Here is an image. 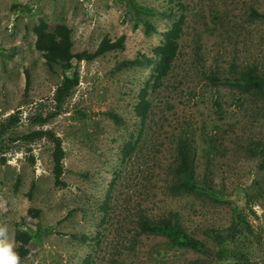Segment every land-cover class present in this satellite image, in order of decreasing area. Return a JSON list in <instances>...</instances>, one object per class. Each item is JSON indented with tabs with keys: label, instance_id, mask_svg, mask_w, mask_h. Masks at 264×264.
<instances>
[{
	"label": "rangeland",
	"instance_id": "374dc122",
	"mask_svg": "<svg viewBox=\"0 0 264 264\" xmlns=\"http://www.w3.org/2000/svg\"><path fill=\"white\" fill-rule=\"evenodd\" d=\"M181 14L177 55L149 92L139 135L146 57L156 59ZM39 22L66 24L72 52L93 51L104 35L125 34L124 47L49 66L34 47ZM249 67L264 75V0H0V226L14 246L16 227L31 233L20 264H264V100L237 81ZM73 71L59 102L56 87ZM51 135L64 152L62 184ZM182 135L213 193L172 190ZM143 217L177 219L205 250L143 232Z\"/></svg>",
	"mask_w": 264,
	"mask_h": 264
},
{
	"label": "trees",
	"instance_id": "16d2710c",
	"mask_svg": "<svg viewBox=\"0 0 264 264\" xmlns=\"http://www.w3.org/2000/svg\"><path fill=\"white\" fill-rule=\"evenodd\" d=\"M252 11L256 15H259L254 7H252ZM183 22L184 15L181 14L177 19L173 20L171 25L163 32L162 41L155 45L152 49V52L156 57L154 61L153 59L146 57L147 63H154V66L152 79L151 81H147L145 85L140 88L137 94V101L133 108L134 114L140 121L141 128L139 135L145 125L151 107V101L148 97L149 92L154 91L161 86L163 78L170 71L172 63L177 55L178 39L182 32ZM33 32L35 34L34 47L41 51L45 63L49 66L53 63H59L63 69H71L76 61L83 59L90 60L105 53L106 51L112 49H122L124 47L125 40V34H121L115 39H111L107 35H104L93 51L82 50L79 52H72L68 44L70 28L66 24L57 23L53 29L49 31L45 29L42 22H39L33 26ZM127 62L136 63L138 62V59H129ZM77 81L78 78L76 71H73L71 75H64L63 80L56 87V100L61 102L68 94L70 88L75 85ZM237 81L252 89L264 100V75L258 72L256 67L247 68ZM42 133L43 131H34L30 135L39 136ZM51 138L54 142V148L52 151L54 179L56 184H62V180L60 179L62 172L61 159L64 152L60 139L54 135H51ZM134 148L135 143H132L129 139L122 147V154L127 156L132 150H134ZM262 153L264 156V148H262ZM192 155L193 150L188 142V138L186 135H182L178 140L176 165L173 167L171 174L170 186L172 190L174 192L187 190L190 192L206 191L213 193L212 188L207 185V183L198 181L195 178L192 167ZM30 210L37 214L36 209ZM234 210L236 217L239 220L244 221L241 214L237 212L236 209ZM139 227L143 232H150L165 236L168 243L172 246L205 250L204 242L186 232L177 219H173L171 217L159 219L143 217L139 222ZM217 232L218 234L215 237L219 239V242L229 238L228 236L223 235L222 232ZM31 236V233L27 229L16 227L15 237L20 244L14 246V251L18 253L20 262L27 253L25 244L28 243ZM218 252L222 255L229 251L227 248L221 247ZM83 264H88V259H84Z\"/></svg>",
	"mask_w": 264,
	"mask_h": 264
},
{
	"label": "clouds",
	"instance_id": "9594fccd",
	"mask_svg": "<svg viewBox=\"0 0 264 264\" xmlns=\"http://www.w3.org/2000/svg\"><path fill=\"white\" fill-rule=\"evenodd\" d=\"M0 264H20V258L14 251V244L9 239L6 226H0Z\"/></svg>",
	"mask_w": 264,
	"mask_h": 264
}]
</instances>
